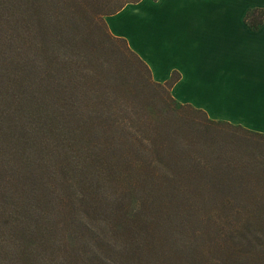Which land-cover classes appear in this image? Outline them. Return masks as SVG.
<instances>
[{
  "label": "rangeland",
  "instance_id": "374dc122",
  "mask_svg": "<svg viewBox=\"0 0 264 264\" xmlns=\"http://www.w3.org/2000/svg\"><path fill=\"white\" fill-rule=\"evenodd\" d=\"M125 1L0 0V264H129L127 260L121 262L118 253L130 248L131 235L123 232L134 224L137 234L142 235L140 240L146 242L145 225L130 216L140 197L99 178L95 167L83 164L77 150H64L66 139L62 132L47 126V120L31 103L29 91L18 80L21 67L17 44L8 43L9 38L18 36L19 20L24 13L31 27L40 26L43 33L40 37L34 38L29 32L30 72L50 76L51 88L58 86L67 108L78 107L82 119L86 118L83 121H89L86 128L91 130L94 140H99L104 120L98 117L117 111L118 89L123 85L132 91L137 103L157 105L159 89L140 83V70L145 73V67L139 58L129 52L125 41H120L118 48H110L99 36L101 29L85 14L86 11L110 12ZM87 48L94 51L92 68L97 72L86 70L90 63L83 53ZM160 95L168 98V90H160ZM76 96H81L78 102L74 100ZM178 114L199 120L206 118L203 112L188 107L170 112L172 118ZM252 150L255 152L249 156L247 170L230 173L231 200L235 207L229 216L238 217L234 223L245 225L254 234L244 238L235 230L232 238L228 231L229 216L227 219L201 216L197 222L211 228L206 230L208 241L224 221H227V235L220 237H225L227 244L236 240L250 247L256 242V230L264 238L257 208L264 193V140ZM8 176L12 178L9 184ZM226 193L218 197L220 203L230 199ZM18 197L24 207L16 212L13 203ZM157 207L163 208L154 204V209ZM161 219L165 222L160 227L161 251L174 250L176 216L167 209ZM214 226L217 228L212 229ZM138 246L134 243L133 248ZM228 246L209 249L220 258L223 251L229 253L236 247L234 261L228 260V264H255L257 250L262 249L242 248L235 243ZM194 249L197 252L202 248Z\"/></svg>",
  "mask_w": 264,
  "mask_h": 264
},
{
  "label": "trees",
  "instance_id": "16d2710c",
  "mask_svg": "<svg viewBox=\"0 0 264 264\" xmlns=\"http://www.w3.org/2000/svg\"><path fill=\"white\" fill-rule=\"evenodd\" d=\"M139 1L141 0H127L110 12L86 11L85 14L101 29L99 36L110 48H118V43L125 41L129 52L139 58L145 67L144 69L142 66L145 73L140 70V83L142 86L159 89L156 91L157 105L137 103L136 99H133L132 91L123 85L124 89H118L120 96L117 97V111L98 117H102L100 121L104 120L101 124L102 130L98 133L102 138L94 140L91 130L86 128L89 121H83L86 118L82 119L78 107L75 110L66 107V101L61 97L58 86L56 89L51 88L50 76L30 72L27 57L29 32L34 38L43 33L40 26L37 28L29 25V21L25 20V13L19 20L21 27L16 25L19 27L18 36L8 40L10 46L14 42L17 44L16 54L21 67L18 69V80L29 91L33 101L31 103L47 120V126L62 132L66 139L64 150H77L82 155L83 164L95 167L99 178L123 188L122 190H131L140 197L139 204H135L130 216L133 221L145 225L146 234L143 237L146 242L140 240L142 235L137 234L135 224L129 227L123 234L131 235L130 248H124V251L118 253L121 262L127 260V263L135 264V260H140L143 264H146L145 261L148 264H228V260L234 261L233 252L236 247L231 248L229 253L223 251L220 258L209 248H229L228 245L235 243L242 248H262L254 249L258 251L255 264H264V238L258 230L255 235L257 243L246 247L236 240L227 244L225 237L222 238L227 235V221L221 222L219 228H212L217 230L215 234L212 232L210 235V241L206 237V230H211L209 225L197 222L201 216L214 219L222 216L227 219L231 210L234 211L230 173L247 170L250 166L249 156L255 152L252 149L262 143L264 133L224 120L211 119L204 110L177 101L170 92V88L180 76L177 72L164 83L154 81L149 66L129 47L126 39L111 33L103 17L118 12L128 3ZM263 19L264 8L261 7L253 8L245 16L246 22L252 28H257ZM93 55L94 51L88 48L83 53V58L90 63L86 66L90 73L97 72L92 68L95 65ZM65 73L69 71L65 70ZM160 90H168L169 97L161 96ZM80 97L76 96L74 100L78 102ZM85 97L86 95L82 96L83 99ZM169 101H173V104ZM185 107L203 112L206 118L199 120L181 114L175 115V118L170 116L171 111L176 112ZM90 118L96 119L93 116ZM11 179L6 178V183H11ZM3 189L7 190L6 187ZM224 191L230 199L220 203L218 197L225 194ZM156 203L163 208L154 209ZM23 207L18 197V201L13 203V210L19 212ZM257 208L261 213L260 229L264 234V193L259 198ZM167 209L176 216L177 231L170 229L174 230L177 236L176 247L171 251H166L165 248L161 251L160 227L165 225L161 215ZM229 219L228 231H231L232 238L235 237V230L244 238L254 234L245 225L234 223L238 217L229 216ZM192 220H195L193 224ZM134 243L139 246L133 248ZM194 248L202 249L195 252Z\"/></svg>",
  "mask_w": 264,
  "mask_h": 264
},
{
  "label": "crops",
  "instance_id": "0c3cea01",
  "mask_svg": "<svg viewBox=\"0 0 264 264\" xmlns=\"http://www.w3.org/2000/svg\"><path fill=\"white\" fill-rule=\"evenodd\" d=\"M256 7L264 0H141L104 20L154 81L180 74L177 101L264 133V19L257 28L245 20Z\"/></svg>",
  "mask_w": 264,
  "mask_h": 264
}]
</instances>
